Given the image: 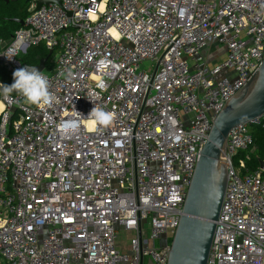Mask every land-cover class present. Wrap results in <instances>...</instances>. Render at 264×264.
Masks as SVG:
<instances>
[{
	"label": "built area",
	"instance_id": "2783aa9c",
	"mask_svg": "<svg viewBox=\"0 0 264 264\" xmlns=\"http://www.w3.org/2000/svg\"><path fill=\"white\" fill-rule=\"evenodd\" d=\"M37 1L0 62L14 72L31 47L53 52L42 73L56 102L0 94V264H168L215 121L263 64L264 0ZM214 47L225 53L210 63ZM93 107L113 123L88 118ZM255 126L264 115L222 153L208 264H264V171L241 157ZM123 229L130 251L117 247Z\"/></svg>",
	"mask_w": 264,
	"mask_h": 264
},
{
	"label": "water",
	"instance_id": "95a60500",
	"mask_svg": "<svg viewBox=\"0 0 264 264\" xmlns=\"http://www.w3.org/2000/svg\"><path fill=\"white\" fill-rule=\"evenodd\" d=\"M9 3V0H4ZM22 0H13L18 2ZM30 3L33 0H24ZM60 0H38L37 9ZM22 27L25 21H18ZM53 52H50V56ZM49 57L36 67L43 72ZM264 115V61L257 75L233 98L218 116L209 139L201 152L189 188L184 213L173 238L168 264H208L228 183V167L222 153L235 127ZM264 171V160H260Z\"/></svg>",
	"mask_w": 264,
	"mask_h": 264
},
{
	"label": "trees",
	"instance_id": "16d2710c",
	"mask_svg": "<svg viewBox=\"0 0 264 264\" xmlns=\"http://www.w3.org/2000/svg\"><path fill=\"white\" fill-rule=\"evenodd\" d=\"M30 3H26L24 0L13 2L9 0L6 3L4 0H0V51L1 44L8 42L14 37L15 33L22 28V25L18 22L20 20L26 21L29 15ZM50 56L48 51L43 45L31 47L27 54L22 56L21 61L30 66H37L41 60ZM53 54L50 56L46 69L50 71L52 69ZM0 80L4 85H11L13 80V72H10L0 62ZM18 94L13 92L11 96H17ZM254 144L251 149L242 154L241 157H245L247 154L251 156L249 162V168L256 170L260 167V160H264V126H255L253 129Z\"/></svg>",
	"mask_w": 264,
	"mask_h": 264
},
{
	"label": "clouds",
	"instance_id": "9594fccd",
	"mask_svg": "<svg viewBox=\"0 0 264 264\" xmlns=\"http://www.w3.org/2000/svg\"><path fill=\"white\" fill-rule=\"evenodd\" d=\"M9 59L12 57L5 55ZM65 75V73H61ZM73 73L68 71L66 79L71 80ZM14 82L11 85L0 84V94L5 98L10 99L13 92L23 97L28 105L37 107L48 106L51 107L56 102V96L49 91L50 82L36 67H22L13 72ZM82 115V114H81ZM88 118L94 119L95 122L102 127H109L114 119L115 113L106 111L102 108L93 107ZM79 124L77 119L72 118L64 122L63 131L65 134H73L78 131Z\"/></svg>",
	"mask_w": 264,
	"mask_h": 264
},
{
	"label": "rangeland",
	"instance_id": "374dc122",
	"mask_svg": "<svg viewBox=\"0 0 264 264\" xmlns=\"http://www.w3.org/2000/svg\"><path fill=\"white\" fill-rule=\"evenodd\" d=\"M215 48V52L209 57V62H215L216 60H218L219 58H221L224 55V51L220 49V47H214ZM205 56H207V52H205ZM22 58V55L19 56V59ZM149 64L148 63H144L142 65L143 68L148 67ZM133 234L126 231V230H121V232L119 233V238L117 241V247L119 250H129L130 251V241L132 238ZM172 240V237H171Z\"/></svg>",
	"mask_w": 264,
	"mask_h": 264
},
{
	"label": "bare ground",
	"instance_id": "6f19581e",
	"mask_svg": "<svg viewBox=\"0 0 264 264\" xmlns=\"http://www.w3.org/2000/svg\"><path fill=\"white\" fill-rule=\"evenodd\" d=\"M2 107V104L0 103V108Z\"/></svg>",
	"mask_w": 264,
	"mask_h": 264
},
{
	"label": "crops",
	"instance_id": "0c3cea01",
	"mask_svg": "<svg viewBox=\"0 0 264 264\" xmlns=\"http://www.w3.org/2000/svg\"><path fill=\"white\" fill-rule=\"evenodd\" d=\"M5 43V42H4ZM3 44V43H2ZM2 44H1V46H2Z\"/></svg>",
	"mask_w": 264,
	"mask_h": 264
}]
</instances>
